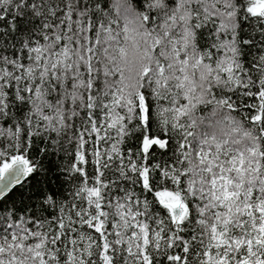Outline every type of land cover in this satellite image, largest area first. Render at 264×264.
Masks as SVG:
<instances>
[{
	"label": "snow or ice",
	"instance_id": "snow-or-ice-1",
	"mask_svg": "<svg viewBox=\"0 0 264 264\" xmlns=\"http://www.w3.org/2000/svg\"><path fill=\"white\" fill-rule=\"evenodd\" d=\"M0 264H264V0H0Z\"/></svg>",
	"mask_w": 264,
	"mask_h": 264
}]
</instances>
